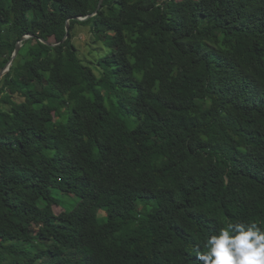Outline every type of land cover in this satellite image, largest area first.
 I'll return each mask as SVG.
<instances>
[{
    "label": "trees",
    "instance_id": "trees-1",
    "mask_svg": "<svg viewBox=\"0 0 264 264\" xmlns=\"http://www.w3.org/2000/svg\"><path fill=\"white\" fill-rule=\"evenodd\" d=\"M98 1L0 0V264H199L264 227V0Z\"/></svg>",
    "mask_w": 264,
    "mask_h": 264
},
{
    "label": "clouds",
    "instance_id": "clouds-1",
    "mask_svg": "<svg viewBox=\"0 0 264 264\" xmlns=\"http://www.w3.org/2000/svg\"><path fill=\"white\" fill-rule=\"evenodd\" d=\"M196 249L199 264H264V227L257 222H229Z\"/></svg>",
    "mask_w": 264,
    "mask_h": 264
},
{
    "label": "rangeland",
    "instance_id": "rangeland-1",
    "mask_svg": "<svg viewBox=\"0 0 264 264\" xmlns=\"http://www.w3.org/2000/svg\"><path fill=\"white\" fill-rule=\"evenodd\" d=\"M180 0H167L165 2L162 3L164 11L166 14H172V10L173 7H177L176 9L179 8V2ZM37 9V8H36ZM73 43L75 44V46L78 48V52L79 55L83 58V60H86L88 62L92 61V63L90 64L92 67L95 65L96 60L102 56L105 53L106 50V46L100 42L95 40V38L92 36V33L90 32L88 26H83V25H78L76 26V28L74 29V37H73ZM85 61V62H86ZM84 62V63H85ZM93 62H95L93 64ZM87 64V62L85 63ZM94 71L99 74V70L98 69H94ZM15 97H17V95H15ZM1 106L2 107H7L8 104L1 102ZM115 109V108H113ZM65 196H67L66 194H64ZM66 197H62L61 198V202L60 204H64L65 207L64 209H70L73 204L75 203V200L72 198H68L66 200H64ZM117 199L114 197H109L108 198V203L110 204H114L116 203ZM155 203L154 202H149L148 203V207H152ZM63 209V206H58V205H54L53 210L56 214H58L61 210ZM106 213L103 211L99 212V215H105ZM14 245L8 244V248L13 249ZM36 248V247H34ZM62 252H57L55 254V256L53 257V264L56 263V261L58 260V258L61 256ZM39 264H44L42 260H38Z\"/></svg>",
    "mask_w": 264,
    "mask_h": 264
},
{
    "label": "water",
    "instance_id": "water-1",
    "mask_svg": "<svg viewBox=\"0 0 264 264\" xmlns=\"http://www.w3.org/2000/svg\"><path fill=\"white\" fill-rule=\"evenodd\" d=\"M102 1H103V0H99V1H98L97 7H96V9L94 10V12L90 13L89 15H87V16H85V17H78V19L83 20V19H85V18H87V17H89V16L94 15V14L98 11V9L101 7V5H102ZM65 30H66V32H65V36H64V38H66V37H67V34H68V30H69V24H68V23H66ZM28 37H29L28 35L22 36V37L19 39V41H17L16 46H15V49H14L12 55H11V58H10L9 61L6 63V65L3 67V69L0 71V77H2V75H3L6 71H8V69H9V67H10V65H11V63H12V61L14 60V58L16 57V55H17V53H18V51H19V48H20V46H21V42H22V40H24V39H26V38H28Z\"/></svg>",
    "mask_w": 264,
    "mask_h": 264
}]
</instances>
